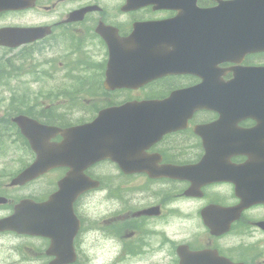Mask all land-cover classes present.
<instances>
[{"label": "flooded vegetation", "instance_id": "af4514ba", "mask_svg": "<svg viewBox=\"0 0 264 264\" xmlns=\"http://www.w3.org/2000/svg\"><path fill=\"white\" fill-rule=\"evenodd\" d=\"M24 8L0 14V30L4 28H30L40 32L39 38L15 49L0 47V69L13 68L12 74L24 70L34 86L39 87L41 101L27 100L36 111L53 120H64V113L51 110L50 99L66 101V93L101 91L109 52L102 38L97 34L99 25L113 28L116 40H123L139 23L161 21L176 15L174 11H153L151 7L126 12L124 0H20ZM88 10L81 20L69 21L74 12ZM92 56L94 63L89 59ZM12 63L14 66H12ZM243 66L264 65V54L245 58ZM223 64L222 69H229ZM232 78L230 73L223 79ZM200 80L188 75H168L156 79L142 89L144 96L163 99L171 91L199 84ZM3 86H10L2 84ZM139 96V94H137ZM42 105V106H40ZM219 120L213 113H195L185 130L164 136L160 142L145 150L149 156L160 157L158 166L184 168L197 165L206 154L215 155L207 159V175L219 177L205 184L193 196H186L192 182L187 180L151 179L146 174L123 175L115 164L105 163L122 181L107 183V195L89 193L74 203V213L82 224L86 235L108 237L116 243L125 256L160 261L159 254L165 252L170 264H264V204L256 205L242 212L225 230L223 209L239 204L234 184L243 178L248 181L264 182V174L235 173L227 168L225 159L216 156L221 148L216 138L228 133L216 132L205 141L196 134L195 128L207 126ZM256 123L246 119L238 124L241 130H250ZM12 153V161L23 165L27 148ZM255 165L258 158L255 151ZM249 161L246 154H237L228 159V165L241 166ZM221 162V163H220ZM3 165L0 159V168ZM263 170V164H260ZM218 169V172H217ZM24 188L9 186L0 180V197L7 199V206H0V217L9 214L8 206L15 197H21ZM101 197L108 205L105 216L89 214L92 200ZM97 206L95 205V208ZM84 233V234H85ZM83 234V235H84ZM82 234L77 237L74 250L77 256L85 246ZM10 237V238H8ZM46 247V248H45ZM49 241H39L15 235L0 234V249L7 252V263L15 264V253H27L26 264H34L36 248L37 264H49L51 258L46 250ZM226 262V263H225ZM0 264L1 261H0Z\"/></svg>", "mask_w": 264, "mask_h": 264}, {"label": "water", "instance_id": "95a60500", "mask_svg": "<svg viewBox=\"0 0 264 264\" xmlns=\"http://www.w3.org/2000/svg\"><path fill=\"white\" fill-rule=\"evenodd\" d=\"M214 2L218 3V8L213 10V12H210V24L208 26L209 30H214L216 28L215 21L216 17L219 19L220 23L223 27V22L227 20H239V15L242 16V19L246 21V19L249 20V16H247V12H249L250 7H257V11L263 12L264 11V0H235V1H229V2H222L221 0H212ZM195 7V4H194ZM238 7H243L242 9ZM216 16V17H215ZM193 19L198 20L199 14L194 13ZM223 20V22H222ZM246 27L245 25H243ZM248 27V26H247ZM231 30L230 26L225 25V30ZM231 32V31H230ZM232 33V32H231ZM244 44L247 46H254L255 44L252 42H246L244 41ZM196 90V89H194ZM194 90H192L189 94H191ZM52 166V163L50 164ZM42 167V163H40L38 166H33L27 173L22 175L20 179L18 180H25L30 179L38 176L39 174H42L46 169L38 170Z\"/></svg>", "mask_w": 264, "mask_h": 264}, {"label": "rangeland", "instance_id": "374dc122", "mask_svg": "<svg viewBox=\"0 0 264 264\" xmlns=\"http://www.w3.org/2000/svg\"><path fill=\"white\" fill-rule=\"evenodd\" d=\"M2 95V94H1ZM0 95V98H1ZM137 96V95H135ZM87 107L89 104L86 105ZM1 154V153H0ZM5 156L1 154L0 158H4ZM15 165V164H13ZM11 166V165H10ZM9 166V167H10ZM16 171L13 170L12 174ZM98 241L96 242L95 234L85 237V247L87 248V254L93 258V260H97L96 263L92 264H109L116 254V250L109 248L110 244L104 239L103 236H99Z\"/></svg>", "mask_w": 264, "mask_h": 264}, {"label": "bare ground", "instance_id": "6f19581e", "mask_svg": "<svg viewBox=\"0 0 264 264\" xmlns=\"http://www.w3.org/2000/svg\"><path fill=\"white\" fill-rule=\"evenodd\" d=\"M0 156H1V154H0ZM5 157H6V155H4Z\"/></svg>", "mask_w": 264, "mask_h": 264}]
</instances>
